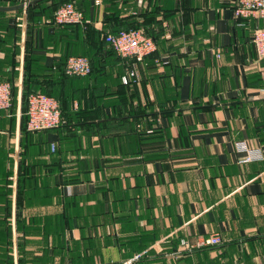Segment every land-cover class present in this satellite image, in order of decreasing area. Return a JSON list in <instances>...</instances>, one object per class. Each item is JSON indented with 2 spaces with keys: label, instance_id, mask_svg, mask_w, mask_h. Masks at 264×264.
<instances>
[{
  "label": "crops",
  "instance_id": "crops-1",
  "mask_svg": "<svg viewBox=\"0 0 264 264\" xmlns=\"http://www.w3.org/2000/svg\"><path fill=\"white\" fill-rule=\"evenodd\" d=\"M58 1L0 0V80L19 90L32 69L61 109L38 131L19 93L0 110V264H264V158L234 146L264 156V18L236 0H72L74 30L52 25ZM127 25L155 38L141 62L105 40ZM70 50L90 76L61 73Z\"/></svg>",
  "mask_w": 264,
  "mask_h": 264
},
{
  "label": "built area",
  "instance_id": "built-area-1",
  "mask_svg": "<svg viewBox=\"0 0 264 264\" xmlns=\"http://www.w3.org/2000/svg\"><path fill=\"white\" fill-rule=\"evenodd\" d=\"M30 0H23L24 3ZM233 13L237 18L262 19L264 18V0H236ZM53 21L58 25H82L84 14L73 2L61 4L53 13ZM105 40L110 44L116 55L121 58L130 59L134 63L141 62L156 50L155 40L147 35L140 27L121 29L117 33H108ZM252 42L256 47L259 57L264 58V27L255 28L252 35ZM64 72L70 76H86L91 73V64L84 55H71L66 59ZM134 75L133 70L128 71L121 77L124 84H128ZM264 91V70L261 73ZM12 103L11 83L7 80H0V110H7ZM28 130L37 131L56 128L61 122V110L58 100L46 93L31 92L27 98L26 109ZM237 152L243 153L238 162L247 163L262 160L263 152L260 148L250 147L245 141L234 143ZM55 145L51 144V150ZM221 238L213 234L208 238H201L198 246H213L219 244ZM181 244L189 246L186 240Z\"/></svg>",
  "mask_w": 264,
  "mask_h": 264
},
{
  "label": "trees",
  "instance_id": "trees-1",
  "mask_svg": "<svg viewBox=\"0 0 264 264\" xmlns=\"http://www.w3.org/2000/svg\"><path fill=\"white\" fill-rule=\"evenodd\" d=\"M65 2H73L72 0H59L57 3H56V6L54 8V11L56 10L57 7H59L61 4L65 3ZM74 3V2H73ZM75 4V3H74ZM76 5V4H75ZM77 6V5H76ZM235 6V5H234ZM79 9H81L79 6H77ZM234 8V7H233ZM82 10V9H81ZM53 11V13H54ZM51 23L54 27H64V28H72L75 30V28H77L79 25H58V24H55L54 21H53V14H52V20H51ZM130 27H137L135 25H127L123 28H120V29H116V30H113L111 33H117L119 30L121 29H127V28H130ZM264 27V26H263ZM148 35V34H147ZM154 40L155 38L152 37ZM156 42V41H155ZM111 47V46H110ZM112 49V47H111ZM113 50V49H112ZM114 51V50H113ZM70 53H74V55H84L86 56L89 61H90V64H91V73L89 75H86V76H90L93 72H94V64H93V61H92V58L88 55H86V53H77V50L76 52L74 50H70L69 53H67V56L65 59L68 58V56L72 55ZM151 56V55H150ZM150 56H147L146 58H144L143 60L147 59L148 57ZM142 60V61H143ZM66 61V60H65ZM65 65V63H64ZM61 73L64 75V76H70V75H67L65 74L64 72V66L62 68V71ZM35 75L32 71V69L29 71V74H25L24 73V76H23V81H22V107L24 109V114L26 113V109H27V98H28V95L31 93V92H36V91H40V92H43V93H46L48 94L47 92L43 91V90H37L36 88V85H35ZM71 77V76H70ZM72 77H82V76H72ZM11 83V93H12V102H14V100L16 99L17 97V93H18V88H17V85H16V82L13 81V80H10L9 81ZM50 95V94H48ZM54 97V96H53ZM57 99V98H56ZM60 106V105H59ZM12 107V103H11V106ZM61 110V109H60ZM25 117V126H26V122H27V116L26 114L24 115ZM27 128V127H26ZM45 130V129H44ZM31 131V130H30ZM38 131V130H37Z\"/></svg>",
  "mask_w": 264,
  "mask_h": 264
},
{
  "label": "water",
  "instance_id": "water-1",
  "mask_svg": "<svg viewBox=\"0 0 264 264\" xmlns=\"http://www.w3.org/2000/svg\"><path fill=\"white\" fill-rule=\"evenodd\" d=\"M36 1H38V0H30V1H28V2H26V3H22L20 6H18V7H28L29 5H31L32 3H34V2H36ZM0 9H10V8H5V7H0ZM19 92V100L21 101V98H22V88H21V86L19 87V90H18Z\"/></svg>",
  "mask_w": 264,
  "mask_h": 264
}]
</instances>
